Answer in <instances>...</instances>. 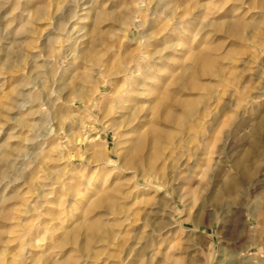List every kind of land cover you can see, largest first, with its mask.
Listing matches in <instances>:
<instances>
[{"label":"rangeland","instance_id":"obj_1","mask_svg":"<svg viewBox=\"0 0 264 264\" xmlns=\"http://www.w3.org/2000/svg\"><path fill=\"white\" fill-rule=\"evenodd\" d=\"M145 2L0 0V264H264V0Z\"/></svg>","mask_w":264,"mask_h":264},{"label":"bare ground","instance_id":"obj_2","mask_svg":"<svg viewBox=\"0 0 264 264\" xmlns=\"http://www.w3.org/2000/svg\"><path fill=\"white\" fill-rule=\"evenodd\" d=\"M129 1H131V0H129ZM146 0H132V2L134 3V5L136 6V7H134V9L136 10V11H139L140 10V7H141V5L143 4L144 6H145V4L144 3H146L145 2ZM137 16V15H136ZM154 35V34H153ZM152 35V36H153ZM140 43H141V40H140ZM137 64V63H136ZM134 66V65H133ZM125 68H126V66H125ZM131 69H132V67H127L126 68V74L125 75H127V74H129L130 72H131ZM133 71V70H132ZM131 74L132 73H130V75L129 76H131ZM43 146V145H42ZM39 147V146H38ZM41 150H42V148H40ZM40 150V151H41ZM39 151V155H41V152ZM37 153H35V155H36ZM1 158V157H0ZM3 158H4V156H3ZM5 161V160H4ZM1 163V162H0ZM2 183V182H1ZM82 259H84L85 260V258H82ZM82 261V260H81ZM81 261H80V263H81ZM92 262V261H91ZM79 263V262H78ZM86 264V263H85Z\"/></svg>","mask_w":264,"mask_h":264}]
</instances>
